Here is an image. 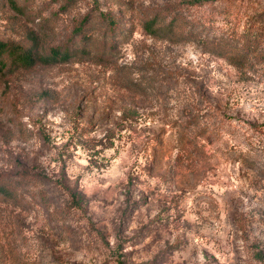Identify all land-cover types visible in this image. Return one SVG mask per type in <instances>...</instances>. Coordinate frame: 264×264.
<instances>
[{"label": "rangeland", "instance_id": "rangeland-1", "mask_svg": "<svg viewBox=\"0 0 264 264\" xmlns=\"http://www.w3.org/2000/svg\"><path fill=\"white\" fill-rule=\"evenodd\" d=\"M0 41L73 50L5 54L0 264H264V0H0Z\"/></svg>", "mask_w": 264, "mask_h": 264}, {"label": "trees", "instance_id": "trees-1", "mask_svg": "<svg viewBox=\"0 0 264 264\" xmlns=\"http://www.w3.org/2000/svg\"><path fill=\"white\" fill-rule=\"evenodd\" d=\"M203 1H209V0H199V3H202ZM214 1V0H211ZM101 15L105 18H108L107 14L101 13ZM110 21H114L110 18ZM156 19H151L145 23V29L152 34H159L160 31L167 28V26H161V25H155ZM215 44V43H214ZM220 46L217 47V49L223 50L226 48L224 45L219 44ZM88 51V50H87ZM224 51H230V50H224ZM75 53H85L86 50L83 48L79 49L78 52L74 50ZM73 50H60L58 48H54L51 50L50 55L48 56H35L36 53L33 49H25L18 45H12L8 42L0 41V71H2L7 66V59H5V54H8V58H12V62L18 63L20 65L24 66H32L34 63H37L39 61L42 62H50L54 60H62L67 59L72 56ZM241 55V54H240ZM244 56V54H243ZM37 57V58H36ZM6 187L0 185V192L6 191Z\"/></svg>", "mask_w": 264, "mask_h": 264}]
</instances>
